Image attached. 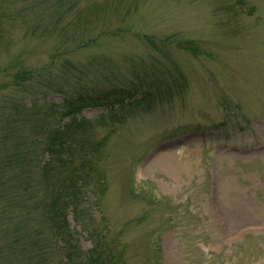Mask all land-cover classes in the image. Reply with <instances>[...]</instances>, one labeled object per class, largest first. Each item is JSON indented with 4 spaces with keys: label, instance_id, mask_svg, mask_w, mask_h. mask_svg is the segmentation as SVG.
<instances>
[{
    "label": "rangeland",
    "instance_id": "374dc122",
    "mask_svg": "<svg viewBox=\"0 0 264 264\" xmlns=\"http://www.w3.org/2000/svg\"><path fill=\"white\" fill-rule=\"evenodd\" d=\"M46 1L0 0V128L13 101L59 103L83 72L179 65L180 94L90 132L107 137L92 214L129 264H264V0ZM0 181V209L7 193L22 199L23 186ZM10 203L18 224L25 206ZM7 242L0 234V264Z\"/></svg>",
    "mask_w": 264,
    "mask_h": 264
},
{
    "label": "trees",
    "instance_id": "16d2710c",
    "mask_svg": "<svg viewBox=\"0 0 264 264\" xmlns=\"http://www.w3.org/2000/svg\"><path fill=\"white\" fill-rule=\"evenodd\" d=\"M88 12L86 8L77 17L79 23L90 20L85 18ZM40 74L32 72L29 77L21 73L16 83ZM185 82L179 65L149 68L140 63V69L129 67L128 74L117 69L93 75L83 72L71 93L56 87L64 96L59 103L34 100L27 106L19 100L12 102L9 118L0 128V178L23 186L25 193L22 199L15 194L17 200L8 198L7 193L9 203L0 209V234L8 239L1 250L5 264H129L122 240L108 237L103 229L107 226L101 225L102 219L96 221L91 211L98 206L107 185L98 165L107 137L95 139L90 132L97 124L120 122L125 108L149 110L157 102L171 100L182 92ZM87 107H102L104 111L91 119L82 115ZM23 120L29 123V140L20 135ZM10 168L14 170L5 172ZM31 182L32 190L28 189ZM11 200L25 206L26 218L19 219L18 224H12V219L20 210L10 207L14 204ZM70 215L79 231L71 226ZM80 232L91 241L87 250L80 244Z\"/></svg>",
    "mask_w": 264,
    "mask_h": 264
}]
</instances>
